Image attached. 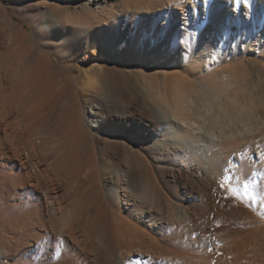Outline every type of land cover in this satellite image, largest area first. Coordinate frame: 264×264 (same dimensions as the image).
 <instances>
[{"label":"bare ground","instance_id":"bare-ground-1","mask_svg":"<svg viewBox=\"0 0 264 264\" xmlns=\"http://www.w3.org/2000/svg\"><path fill=\"white\" fill-rule=\"evenodd\" d=\"M56 1L0 0L12 5L0 3V264H181L188 255L168 246L173 226L189 224L198 243L206 208L216 231L240 216L233 191L264 207V0H139L126 15L114 0H82L92 24L41 18L40 4ZM146 43L212 83L177 76L169 108L103 83ZM93 49L104 59L98 79L72 66ZM230 220L213 235H239ZM192 257L198 264L200 249Z\"/></svg>","mask_w":264,"mask_h":264},{"label":"rangeland","instance_id":"rangeland-1","mask_svg":"<svg viewBox=\"0 0 264 264\" xmlns=\"http://www.w3.org/2000/svg\"><path fill=\"white\" fill-rule=\"evenodd\" d=\"M65 1L66 0H57L56 5L55 6L53 5L52 7L51 6L48 7V5L45 4H40L41 9L39 11V16L41 18H45V17L48 18V16H50L51 13V14H55L58 18L61 17V19L63 18L66 19L67 17H69L70 19L72 18L73 21L74 20L77 21V19L81 17L80 20L82 18H83L82 20H84L82 21V23L87 22V24L89 23L92 24V21L95 20L94 18L95 16L93 14H89L88 12H85L86 14L80 12L82 11L80 10L82 9V4H83L82 0H73L72 2H67V3H65ZM123 1L124 0H114L110 4L117 10L118 13H121L123 11V13L126 15L127 12L125 11L127 10L129 12H131V10L133 11V9L135 8L134 2L135 1L138 2L139 0H129L131 1L129 4L130 8H125L122 4ZM203 1L204 0H201L199 2L200 5L201 4L203 5L204 3ZM88 2H90V0H88ZM1 6L3 8L12 7L11 4H7L5 2H2ZM91 7L93 8L94 5L92 4ZM179 15L181 16V14ZM130 17L134 18L135 16L134 17L128 16V19H131ZM162 18L164 20V16H162ZM14 20L18 22L23 21L29 28H31L29 20L28 19L22 20L18 14H14ZM130 22L131 21L128 20V22H126L125 25L123 26L125 39H127L130 34L129 33ZM173 23H175V20L170 18L169 24L173 25ZM213 31H214L213 28L207 29L206 37L210 38L213 34L212 33ZM167 38H169L168 41L172 43L175 42L173 36L171 37L168 36ZM177 42L180 41L178 40ZM154 43H156L155 45H157L156 40H154ZM146 44L148 45L147 49H145L141 55L138 54L135 56L133 50L128 48L129 56L127 57L126 54H124V58L117 68L108 69L107 71L104 72L105 79L103 78L102 80L103 83L118 84L122 87V90L126 95L135 96L136 94L134 98H136V100H139L140 102L144 101V104L151 103L156 107L161 106L165 108H169V106L170 105L172 106L173 104L172 102L176 96V93L172 88L173 87L172 82L177 78L182 77L188 80L189 82L193 83L194 85L199 84L198 81L200 78L203 80L205 78V82L212 83V77H213L212 73H208L207 76L203 74L200 76L191 74L185 68V65L182 66L180 62L173 61V59H171V56H170L171 60H167L166 55L160 54V51H157L155 49H153V51L152 50L147 51L148 49L152 48L151 47L152 45L150 43H146ZM158 46L159 45H157L156 48ZM178 48L181 49L179 46ZM180 51L181 50H179V52ZM103 61L104 59L101 55H99V51L93 49L87 51L86 53L82 52L80 59H78L77 62L73 63L72 66H77L78 68L88 72L90 71L89 74L90 73L94 74L93 76L95 78V76H97L98 71L100 70V66ZM239 61L241 62L243 61L244 64L248 62L247 58L245 57L239 59ZM257 62L258 65H260V67L264 69V60L258 59ZM223 64H224L223 66L227 65V63H223ZM233 64L234 65L232 68L235 69L236 67L237 71L240 72V75H242V77L245 78L244 75L246 76L247 73V70H245L244 72L245 67L241 68V67H237L238 66L237 63H233ZM73 72L76 73L75 68L73 69ZM96 78L98 79L99 77L97 76ZM208 78L210 80H208ZM70 94L71 96L78 97L80 100L84 98V90L79 84L74 85V87L70 91ZM200 104L203 105L202 103ZM203 107H201L202 110H204ZM89 112L90 109H88V107L86 108L83 106V113L87 114ZM201 149L203 150V147H201ZM238 153L239 155L241 153L242 156V154L245 152L239 151ZM204 163L205 164L203 166L205 167V169L207 170L209 169L208 171L214 172L215 175L217 174L216 173L217 171H215L213 166L209 164L207 160L204 161ZM191 171L192 170L189 169L187 174L184 172L185 175L183 176V179L185 178V176H188L187 177L188 181H186L188 182V186L193 185L194 181L197 180L196 179L197 175ZM173 192L174 191H172V193ZM235 192L236 191L231 192V196L233 198L232 201L234 200L235 202H233L234 204L231 203L233 205L230 206V208L232 209L234 208V210L238 211L240 213V216L237 219L227 217L226 220L222 221L223 223L220 222L218 224V228H219L218 231H220V229H223V227L225 228V226L229 224L228 221L230 219H233V221L230 220V223L231 225L238 227V229L241 230V233H238L239 235L236 236L234 235V237L232 236L231 239L230 237L227 236L224 240L214 236L213 234L217 235V233L219 232L216 231L214 227H213L214 229H212V227H209V226H213L215 221L213 219L214 217L213 211H210L211 209L208 208H206L205 210V216H207L205 217L206 218L205 220L209 224L208 225L209 228L206 227L205 232H203V234H201L202 236L198 239V243H196L197 240H195V236L190 233L189 224H187V226L184 227L185 229L178 228L176 226H173L170 229V231L167 234V239L169 242L168 246L175 253H180V254L185 253L188 255L187 258L183 257L180 259L181 264H196L194 258L192 257L196 247L197 249H200V251L202 252V258L198 264H259V262H262L264 260V236H263L264 207L260 208V206H257V204L252 203L251 200H249V197H247L245 194L243 193L239 194ZM239 207L240 208L244 207V208L241 210ZM207 219L210 221H208ZM158 238L159 240H161L162 236Z\"/></svg>","mask_w":264,"mask_h":264}]
</instances>
